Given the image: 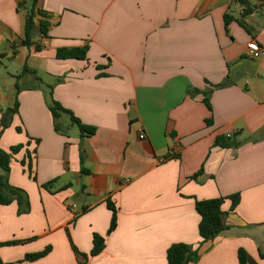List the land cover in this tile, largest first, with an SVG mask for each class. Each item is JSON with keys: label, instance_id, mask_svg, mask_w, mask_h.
Returning a JSON list of instances; mask_svg holds the SVG:
<instances>
[{"label": "crops", "instance_id": "1", "mask_svg": "<svg viewBox=\"0 0 264 264\" xmlns=\"http://www.w3.org/2000/svg\"><path fill=\"white\" fill-rule=\"evenodd\" d=\"M32 1L0 0V122L18 102L0 147L24 145L9 180L31 204L22 215L16 202L1 207L2 264H168L177 243L198 251L189 264H240V250L264 264V139L254 140L264 128V0H250L248 31L225 24L243 14L234 0H39L50 22L47 37L34 30L40 51L23 45ZM85 47L86 60L57 59ZM227 79L212 112L190 95ZM51 93L95 134L82 136L67 114L55 121ZM234 133L241 147H214ZM235 194L234 210L223 204L228 229L203 243L196 201ZM96 234L105 248L90 256Z\"/></svg>", "mask_w": 264, "mask_h": 264}, {"label": "trees", "instance_id": "2", "mask_svg": "<svg viewBox=\"0 0 264 264\" xmlns=\"http://www.w3.org/2000/svg\"><path fill=\"white\" fill-rule=\"evenodd\" d=\"M39 0H33L30 6L26 7V23H25V36L23 40V45L25 46H35L36 50L40 51L42 47L39 44H36L33 41L34 38V30L38 26L41 37H47L50 22L48 14L43 11L38 6ZM236 3L240 4L243 7V14L239 19L235 18L230 13L225 15V24L228 27L229 24L233 21H237L241 26H243L247 31L248 23L246 22V18L254 13L256 7L250 2V0H234ZM37 19L39 22L37 23ZM38 24V25H37ZM88 54V48H74V49H59L57 51V59H79L86 60ZM28 71V67H25L22 73ZM231 85V81L229 79L224 82L214 85L213 89H209L207 91L194 90L190 92L191 96H195L197 94L203 95V102L207 106L210 112H212V105L210 102V97L213 93L214 89H222ZM50 110L55 119H59L62 114H67L70 116V119L74 125H76L82 136H91L96 132V128L87 126L81 122L79 118H77L71 111L63 108L58 102L53 99L52 93L50 94ZM18 112V102H16L15 107L13 109H8L5 113H2V118L0 122V135L3 133L5 129H7L12 122V118L14 114ZM207 125H212L213 119L210 117L206 120ZM56 130L59 132L60 127L58 124L55 126ZM19 131L21 129H18ZM243 145V141L239 139V134L234 133L231 135H218L214 142V147H221L225 149H237ZM24 145H17L10 148L9 151L3 150L0 147V210L3 206H8L14 202H16L19 206V215L27 214L31 210V204L28 193L22 188L13 186L10 183L9 176L11 172V163L16 154H18ZM25 164V161H22ZM29 169L31 170V164L28 163ZM32 173V170H31ZM32 175V174H31ZM33 179L36 180V177L33 176ZM226 199H230L232 201L231 208L234 210L236 206L240 202V195L235 194L229 196L228 198H216L209 200L196 201V211L200 215V223H199V234L202 239V242H208L224 231L228 229V226L224 223V215L225 212L223 210V204ZM113 209L112 221L109 229V234L112 233L117 227V213L112 205H109ZM74 251L82 258L88 259V255L81 254L78 252L74 245ZM105 248V238L96 234L93 240V249L90 253V256L99 255L103 249ZM52 248L47 247L41 252H37L34 254H28L25 257L27 261H36L44 258L51 252ZM264 257V255H263ZM199 259V253L197 250H194L191 245L185 243H177L173 244L167 251V261L168 264H189L191 262H196ZM248 257L244 250L239 251V263L247 264ZM2 260L0 257V264H2Z\"/></svg>", "mask_w": 264, "mask_h": 264}, {"label": "built area", "instance_id": "3", "mask_svg": "<svg viewBox=\"0 0 264 264\" xmlns=\"http://www.w3.org/2000/svg\"><path fill=\"white\" fill-rule=\"evenodd\" d=\"M248 52L249 56L254 60L259 59L263 54V50L256 40H252L248 43ZM145 137V133L141 131L140 138L144 139Z\"/></svg>", "mask_w": 264, "mask_h": 264}, {"label": "water", "instance_id": "4", "mask_svg": "<svg viewBox=\"0 0 264 264\" xmlns=\"http://www.w3.org/2000/svg\"><path fill=\"white\" fill-rule=\"evenodd\" d=\"M264 139V128H262L259 132H257L255 135H254V140L255 141H262Z\"/></svg>", "mask_w": 264, "mask_h": 264}, {"label": "rangeland", "instance_id": "5", "mask_svg": "<svg viewBox=\"0 0 264 264\" xmlns=\"http://www.w3.org/2000/svg\"><path fill=\"white\" fill-rule=\"evenodd\" d=\"M75 128H77V127H75Z\"/></svg>", "mask_w": 264, "mask_h": 264}]
</instances>
